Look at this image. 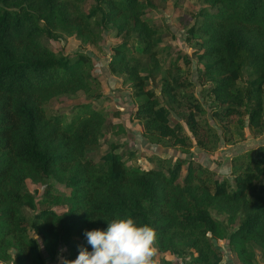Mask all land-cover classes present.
Listing matches in <instances>:
<instances>
[{
  "label": "trees",
  "instance_id": "obj_1",
  "mask_svg": "<svg viewBox=\"0 0 264 264\" xmlns=\"http://www.w3.org/2000/svg\"><path fill=\"white\" fill-rule=\"evenodd\" d=\"M91 1L84 8L88 0H0V264H46L40 245L50 262L64 264L80 246L91 250L85 230L124 217L153 227L154 251L181 264H227L215 247L221 241L238 264H258L257 253L264 264V143L237 152L230 179L187 159L193 146L213 155L221 144L264 139V0H198L202 8L182 28L200 66L196 82L208 86L207 109L189 92L192 83L170 69L158 95L148 88L162 42L144 19L153 0ZM107 29L118 40L109 47L108 72L136 100L129 119L149 145L177 153L173 163L158 159L156 169H141L133 153L113 146L98 161L87 159L105 115L91 105L70 116L45 113L54 99L82 93L98 100L101 93L90 55L57 54L43 41L70 38L104 54ZM27 182L44 187L39 200Z\"/></svg>",
  "mask_w": 264,
  "mask_h": 264
},
{
  "label": "rangeland",
  "instance_id": "obj_2",
  "mask_svg": "<svg viewBox=\"0 0 264 264\" xmlns=\"http://www.w3.org/2000/svg\"><path fill=\"white\" fill-rule=\"evenodd\" d=\"M153 2L156 8H148L144 19L159 31L162 42L156 49L160 61L158 77L155 82L148 83V88L154 90L158 95L160 89L159 79L161 76L166 75V72L170 69L169 71L176 77L188 83H192V87L188 89L189 92L207 109L209 104H204V95L208 86L202 88L196 82L197 69H199L200 66L197 65L193 57L194 49L187 45L182 33L184 26L192 24V15L198 13L202 6L199 4L198 0H165V2L153 0ZM91 3L92 1L88 0L84 8H88ZM117 42L118 40L114 37L112 29H107L105 31V38L100 43V47L104 49V54L90 49L89 47L80 46L79 43L70 38H64L57 42L44 40L43 45L57 54L61 53L65 56H72L75 53H84L90 55L92 59V75L98 80L101 93V98L98 100H92L82 93H77L72 97L54 99L45 106V113L50 117L70 116L76 112L81 105H91L93 109L105 115L106 122L103 134L99 139V144L96 149L87 153V159L98 161L99 158L113 146L117 147L115 150L117 154L126 156L128 153H133L134 159H136V166L141 169H156L158 159L166 160L167 163H173L175 159L178 158V154L168 148L149 145L143 139L141 128L137 122L130 121L129 119L130 114L134 110L136 100L128 94V89L126 88V84L123 83V79L110 75L107 69L109 47ZM185 60H188L189 63L186 64ZM142 75H146V73L143 72ZM184 111V109L180 110V112ZM203 117L212 124L216 123H214L206 113ZM171 119L176 120L173 114H171ZM180 122L188 134L187 127L184 125L183 121ZM118 126L124 129V133L115 134L118 130ZM217 128L219 129V124H217ZM262 142L264 143V139H262ZM243 149L254 150L256 148L252 145L250 138L241 145L221 144L213 155L205 154L199 151L196 146H193L187 159L212 170L219 179H230L229 165L231 159L237 156V152H239V154L243 153ZM184 175L185 168H183L181 173L180 181ZM48 184L54 188L55 192L67 193V190L63 186L57 184L53 180H49ZM26 187L36 200L41 198L44 187L34 185L30 182L26 183ZM54 210L61 212L64 208H55ZM33 214V212L27 210L29 218H31ZM30 235L32 236V233H30ZM215 247L220 253L222 261L227 264H238L234 255L229 252L226 241L217 243ZM40 248L46 263L50 264L51 262L46 257L45 248L42 245H40ZM257 255L258 264H263L260 261L259 253H257Z\"/></svg>",
  "mask_w": 264,
  "mask_h": 264
},
{
  "label": "clouds",
  "instance_id": "obj_3",
  "mask_svg": "<svg viewBox=\"0 0 264 264\" xmlns=\"http://www.w3.org/2000/svg\"><path fill=\"white\" fill-rule=\"evenodd\" d=\"M103 230H85L87 247L80 246L74 260L64 264H152L157 239L153 227L132 217L106 220Z\"/></svg>",
  "mask_w": 264,
  "mask_h": 264
},
{
  "label": "crops",
  "instance_id": "obj_4",
  "mask_svg": "<svg viewBox=\"0 0 264 264\" xmlns=\"http://www.w3.org/2000/svg\"><path fill=\"white\" fill-rule=\"evenodd\" d=\"M250 141H251L252 145L254 146V148L257 147V143H259V142L263 143L261 141V139L258 141V140H253V139L250 138ZM246 150H250V149H243V152H246ZM63 252H65V251H63ZM151 259H152V264H159L160 260H165V261L171 262L173 264H181V263H179V260H177L176 258L171 257L168 254H158L155 251H154L153 256H152ZM61 262H62L61 259H59V261L51 262L50 264H60Z\"/></svg>",
  "mask_w": 264,
  "mask_h": 264
}]
</instances>
